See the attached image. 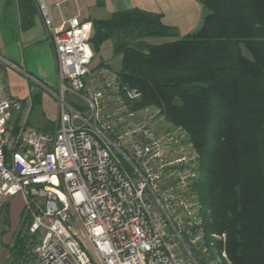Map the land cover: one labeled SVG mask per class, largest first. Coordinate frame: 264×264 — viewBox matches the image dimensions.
Here are the masks:
<instances>
[{"label":"built area","instance_id":"built-area-1","mask_svg":"<svg viewBox=\"0 0 264 264\" xmlns=\"http://www.w3.org/2000/svg\"><path fill=\"white\" fill-rule=\"evenodd\" d=\"M33 1L57 92L28 76L29 99L46 89L58 117L47 131L28 128L31 107L0 77V227L19 196L32 264H232L226 233L206 230L200 157L185 132L137 108L141 94L94 62L91 22L55 26L47 0Z\"/></svg>","mask_w":264,"mask_h":264},{"label":"trees","instance_id":"trees-1","mask_svg":"<svg viewBox=\"0 0 264 264\" xmlns=\"http://www.w3.org/2000/svg\"><path fill=\"white\" fill-rule=\"evenodd\" d=\"M199 1L201 24L183 37L160 14L129 9L92 20L90 44L110 42L121 84L141 94L136 107L159 109L198 152L205 227L226 233L230 262L264 264V0ZM11 6L21 30L33 27V0H4ZM39 101L33 91L31 105ZM17 236L13 249L27 262Z\"/></svg>","mask_w":264,"mask_h":264},{"label":"crops","instance_id":"crops-1","mask_svg":"<svg viewBox=\"0 0 264 264\" xmlns=\"http://www.w3.org/2000/svg\"><path fill=\"white\" fill-rule=\"evenodd\" d=\"M47 2L51 6L55 26L76 15H79L81 20L92 22L104 19L111 13L139 9L160 14L162 22L175 29L179 37L189 34L196 23L201 21L203 14L199 0H47ZM0 74L14 98L27 97L28 100H30L28 76L37 79L45 87L54 83L56 78L52 46L39 16L35 17L33 27L21 30L16 8L14 6L4 8V0H0ZM7 207L9 225L18 226L22 213L21 199H17L11 210L9 204Z\"/></svg>","mask_w":264,"mask_h":264},{"label":"rangeland","instance_id":"rangeland-1","mask_svg":"<svg viewBox=\"0 0 264 264\" xmlns=\"http://www.w3.org/2000/svg\"><path fill=\"white\" fill-rule=\"evenodd\" d=\"M202 15V14H201ZM201 24V21H198L195 25V27L191 30V32H195ZM190 32V33H191ZM148 43L151 44H159L162 42L168 41V39H148ZM98 50H95V45L92 44V49L94 53V62L98 63L101 61H106L113 69L117 70L119 69V57H113L111 53V43L110 42H103L98 46ZM0 77L3 79L2 75L0 74ZM33 79V78H32ZM4 81V80H3ZM32 81V80H30ZM32 83H34L32 81ZM34 86V85H33ZM48 89L53 92H57V86H56V78L54 83L48 85ZM36 92L40 96V101L38 104H35L34 106L31 105L27 97H21L20 100H25L26 105L30 108V113L28 116V128L32 130H44L47 125H50L54 123L58 117V101L55 99V97L48 92L44 88H37ZM27 99V100H26ZM25 116V113H21V121H23ZM13 117H15L13 115ZM165 119V118H164ZM165 122L167 125L172 126L169 124L166 120ZM178 127H175V129ZM182 130L181 128H178ZM183 131V130H182ZM19 196H15L12 199L9 200L10 210L15 206V203ZM19 203V200H18ZM8 206V205H7ZM7 207H5L3 220L0 227V264H32L33 259L31 257L27 256L28 261H24V259H18V251L19 249H13L16 238L19 235L20 239L26 240V236L24 238L21 237L22 231L24 230V226L21 225L19 222L18 226H10L8 224L5 225V214H7ZM10 217H11V211H10ZM18 238V239H19ZM228 257V255H227ZM229 259V258H228ZM230 261V260H229Z\"/></svg>","mask_w":264,"mask_h":264}]
</instances>
